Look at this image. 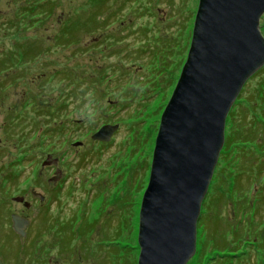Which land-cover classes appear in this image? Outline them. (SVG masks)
<instances>
[{
    "label": "rangeland",
    "instance_id": "374dc122",
    "mask_svg": "<svg viewBox=\"0 0 264 264\" xmlns=\"http://www.w3.org/2000/svg\"><path fill=\"white\" fill-rule=\"evenodd\" d=\"M198 1L0 0V167L25 187L37 179L56 218L48 228L38 205L26 214L30 236L11 258L137 264L155 139ZM259 29L264 38V14ZM263 87L264 66L230 108L224 138L241 117L261 120ZM105 125L118 126L110 141H92ZM253 146L224 141L187 264H264V171L243 173L264 156Z\"/></svg>",
    "mask_w": 264,
    "mask_h": 264
},
{
    "label": "water",
    "instance_id": "95a60500",
    "mask_svg": "<svg viewBox=\"0 0 264 264\" xmlns=\"http://www.w3.org/2000/svg\"><path fill=\"white\" fill-rule=\"evenodd\" d=\"M264 0H199L186 61L161 115L139 211L137 264H187L225 121L246 81L264 66ZM105 125L92 141L109 142ZM28 222L12 216L25 237Z\"/></svg>",
    "mask_w": 264,
    "mask_h": 264
},
{
    "label": "flooded vegetation",
    "instance_id": "af4514ba",
    "mask_svg": "<svg viewBox=\"0 0 264 264\" xmlns=\"http://www.w3.org/2000/svg\"><path fill=\"white\" fill-rule=\"evenodd\" d=\"M6 168L8 167L6 166ZM8 172V169L0 167V264H23L24 258L11 257L14 254V242L16 243V240L22 242L23 239H28L30 236V226L33 225V221L28 219L29 216L26 214L35 213V207L38 205L36 217L38 219V215L42 214V218L39 219L41 225L47 222L48 224L45 226H48L52 222L48 226L49 228L56 224V218L50 216V211L55 210V207L49 206L51 200L46 202L45 194L36 191L35 188L39 186L37 179L33 180L31 187H25L22 185L19 175ZM12 216L27 220L25 237H20L12 229ZM38 227L42 226L38 225ZM36 235L38 236V233H35L34 236ZM33 262L35 264H52V258H33Z\"/></svg>",
    "mask_w": 264,
    "mask_h": 264
},
{
    "label": "trees",
    "instance_id": "16d2710c",
    "mask_svg": "<svg viewBox=\"0 0 264 264\" xmlns=\"http://www.w3.org/2000/svg\"><path fill=\"white\" fill-rule=\"evenodd\" d=\"M32 50L33 49L27 50L24 54L28 56V54H32ZM246 119L247 118L241 117L237 131L225 138V147H229V145H231L232 143H239L241 144L240 150L244 152L247 150L246 145H254L253 151L256 153H260V155H264V110L260 121H257L255 118H251L253 119L252 122L249 121L247 123ZM241 122L244 124H242ZM254 152H252V155H254ZM244 169L243 173L251 172V174H260L261 171H264V156L257 159V162L249 163L248 166L244 167Z\"/></svg>",
    "mask_w": 264,
    "mask_h": 264
}]
</instances>
